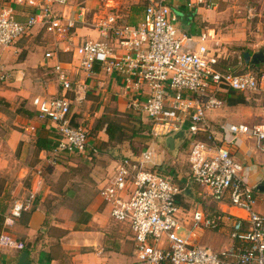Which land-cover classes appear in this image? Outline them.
<instances>
[{"label": "built area", "instance_id": "built-area-1", "mask_svg": "<svg viewBox=\"0 0 264 264\" xmlns=\"http://www.w3.org/2000/svg\"><path fill=\"white\" fill-rule=\"evenodd\" d=\"M69 0H45L38 11L24 22L18 21L9 0L0 2V47L9 48L20 38L42 27L59 36L70 32L86 16L83 5L64 15ZM206 0H187V6L206 4ZM208 4V3H207ZM174 17L164 0H147L143 18L137 26H118L112 16L98 19L93 27L98 38L75 48L79 68L87 75L99 65L106 74L123 78L128 93V109L146 116L153 136L184 131L191 138L187 163L188 181L209 192L219 208L185 209L178 197L183 189L163 176L147 149L137 160L117 162L112 181L99 190L109 216L126 222L132 234L136 261L133 264H264V200L254 196L249 169L222 147L211 131L207 114L223 105L216 94L232 89L251 94L264 93V76L253 71L233 75L216 70L217 55L207 46L208 36L198 39L179 36ZM51 53L45 58L50 59ZM62 91L70 81L61 64L56 65ZM9 78L0 57V82ZM85 92L83 85L78 92ZM147 94L141 100V94ZM39 121L47 122L58 134L43 159L55 166L67 155L97 154L88 144L87 130L71 126L70 101L66 97L34 98ZM235 143L242 136L264 154V124L231 125L227 128ZM38 175L40 171H37ZM260 207L254 211L252 206ZM25 205L15 201L4 218L5 228L22 216ZM227 229L232 245L219 253L193 246L194 233ZM24 245L7 230L0 233V250H22Z\"/></svg>", "mask_w": 264, "mask_h": 264}, {"label": "crops", "instance_id": "crops-1", "mask_svg": "<svg viewBox=\"0 0 264 264\" xmlns=\"http://www.w3.org/2000/svg\"><path fill=\"white\" fill-rule=\"evenodd\" d=\"M44 1L9 0V4H11L10 6L14 10L16 19L24 22L38 11ZM206 1L208 4L194 5L190 8L187 6V0H164V4L170 8L172 16L175 19L174 22L179 21L177 25V33L179 36L185 35L193 39H198L200 35L206 34L208 36L207 46L210 48V46L215 44L214 40L219 37V22L228 15V12H230L229 7L231 6L232 8L236 4L249 5L250 0ZM116 2L115 0H69L66 8H64V15L69 14L81 5L86 9L85 18L78 21L70 32L53 36L47 33L42 27H39L20 38L12 46L13 54H11V57L0 54L3 66L8 64V66H4V69L9 75L7 81L0 82L2 84L0 86V98L10 104L16 102L17 99L26 101L30 109L36 112L32 106V100L34 98L50 100L66 97L70 101L71 117H74L78 126L84 127L90 133L95 121L102 117L116 119L126 128H136L138 126L140 127V125L146 127L151 124L150 129L152 132V123L146 116L129 111V97L124 87V80L120 75L106 74L101 70L99 65H95L93 73L90 77H87L86 73L79 68L75 57L74 52L77 46L86 41H92L98 38L97 32L93 27L98 19L112 16L115 18L118 26L135 27L141 23L147 0H145L146 3L141 15L136 20L133 19L131 12H128L129 10H126V12L120 10ZM120 2L122 4V0ZM33 39L39 42L36 43ZM22 41L21 48H18L17 45ZM259 44L264 46L262 42H259ZM40 48H44L45 50L42 56L36 59L34 54ZM18 50L22 51V54L21 59L16 61V57L18 56L16 53ZM46 53H51L52 57L46 59ZM58 64L62 65L70 81V90L65 92L60 88L58 73L54 68ZM39 69L43 70L45 74L48 73L47 69H49V73L52 74V81L50 82L45 75L43 76ZM81 85L85 87V92L79 91L77 93V88ZM146 96L147 94L142 92L140 99L144 100ZM209 124L211 125L210 122ZM228 127H221L220 132H213L214 137L222 147L230 150L236 161L249 169L250 179L252 183H256L257 185L263 181L264 171H261L260 168L250 166L254 154L244 145L245 143L243 141H251L248 139H238L237 141L242 143L239 147H236L235 144H237V141L233 143L227 134ZM42 131L43 135H47L49 132L54 137H58V134L53 131V127L49 123L39 121L36 116L32 120H25L15 115L14 111L10 108L4 111L0 109V180L6 178L8 175L15 176L19 182L18 192H16L20 193L19 190L24 189L27 197L26 200L15 198L14 202L22 201L24 203L25 211L22 213L21 218L11 227L5 228L3 223L1 232L7 230L17 241L29 247L30 264L130 263L132 252L134 251L131 232L128 229V236L125 238L124 232L120 228H117L115 229L113 239H108L106 236L107 220L105 218L102 220L101 216L96 215L98 210L102 211L103 209V203L98 195L99 190L104 186L106 177L108 175L110 176L112 171L115 170L116 163L124 159L121 154L122 152L131 153L133 156L128 159L135 161L139 158L142 151L148 149L153 155V163L158 165L155 168L163 176L170 179L168 172L161 164L164 161L167 162V157L171 158L170 163L166 164L167 167L178 161L177 158L179 157L181 142L175 144V149L177 150L175 154L168 151L160 142H157L168 154H164V157L156 158L150 148L135 152L132 145L134 140H139L138 138L134 139L131 144L125 142L115 148L102 150L101 145L107 141L106 134L101 131H92L93 134L91 133V136L88 137V144L90 147L100 151L98 154L101 157L99 158L104 163L97 164L93 168L90 167L87 171L93 172L90 176H93L92 178L94 180L98 178V174L102 178L100 169H107L108 173L104 177L105 180H101L98 185L97 199L92 205L88 204L86 207L85 211L90 206V209L87 211L89 217L76 216L70 222H66V229L69 232L63 235L58 245H56V243L54 244V203L58 202V198L60 200L62 198H68L73 192L71 189L69 191L66 189L65 184L67 181L60 177L62 173H57L59 175L54 178L55 172L59 171V168H54L53 165L43 160L46 157V154L43 152L46 151H36L34 145L35 138ZM71 156L67 155L61 158L69 159ZM95 157L88 158L83 156L86 162L87 160L88 162L91 161ZM237 157H240L241 160ZM132 158L135 159L133 160ZM65 164L77 167V164H73V162H67ZM186 165V171H188L186 177L178 180L180 186H183L181 187L184 192L190 184L188 181L189 167L187 159ZM38 170L40 171L39 175L37 173ZM61 171L69 174L70 169L67 171V169L62 167ZM172 171L175 173L177 169L173 167ZM25 183L26 186L22 188L21 185ZM173 184L178 186L175 183ZM180 186L178 187L180 188ZM201 188L195 184H191V196L187 197L183 193L185 201L190 204L188 209H199L191 204L196 203L199 198L206 195L210 197L208 190L202 188L205 191L202 192ZM10 189L9 182L2 180L0 184V197L2 198L5 194H9ZM66 190L67 192L64 194ZM201 206L200 209H203L207 205L203 202ZM207 208H219L230 213H237L235 210H228L225 206L221 205L207 206ZM220 231L228 235L227 229ZM54 248H58L57 254L54 253ZM20 254L17 250H0V264H16Z\"/></svg>", "mask_w": 264, "mask_h": 264}, {"label": "rangeland", "instance_id": "rangeland-1", "mask_svg": "<svg viewBox=\"0 0 264 264\" xmlns=\"http://www.w3.org/2000/svg\"><path fill=\"white\" fill-rule=\"evenodd\" d=\"M115 1H117L116 5L120 7V10H123L125 12L126 10H129L128 12H131L134 20L139 18L146 3L145 0H122V4L120 2L121 0ZM119 2L120 4H118ZM229 8L228 9L230 12H228V15L222 18L219 22V37L214 40L215 44L210 46V50L212 52H215L217 56H220V61H222L223 63H227V65L229 66H233L231 69L233 72L244 73L246 71H252L248 66L244 65L241 55L243 52H249L252 54L264 49V46L259 44V42L264 43V0H250L249 5L236 4L234 7L231 8L230 6ZM178 23L179 21L173 23V26L176 30L178 29ZM23 41L17 45L18 48H21ZM12 48V46L9 48L0 47V54H5V56L11 57V54H13ZM44 50V48L38 49V51L34 54L35 58L39 59L42 56ZM16 54L18 55L16 57V61H19L21 59L20 57L22 51L18 50ZM6 65L8 66V64ZM39 70L41 71V74H43V76L45 75L46 78L49 79L50 82L52 81V74L49 73V69H47V74H45L43 70ZM229 72L232 73L231 71ZM254 73H256L260 77V75L264 74V66L260 65L259 70L254 71ZM0 86H2L1 83ZM254 97V99H250L248 101L249 103L247 106L229 108L225 106V103H223L221 108L216 109L211 113L207 114V119L211 123V131L214 133L217 131L220 132L221 127H228L231 125L242 124L251 128L253 125L256 124H264V93L256 94ZM16 101L18 102L20 100L17 99ZM13 107L14 105L10 104L9 107L2 106L0 107V109L4 111L10 108L12 109V111H14ZM148 126L149 125H147L146 129H144L143 137L138 138L139 140H134L132 148L135 150V152H140V150L142 149L150 148L156 158L162 156L164 157V154H168L163 150L164 148L161 146L163 145V140L165 136H153L151 129ZM239 138L242 140H247L242 136H240ZM190 141L191 138L188 136L187 133H185V140L184 142H181L179 157L177 158L176 156L178 161L175 162V164L173 163L172 165H169V167H167L166 164H169L171 159L167 157V162L164 161L161 164L162 167H165L166 171L168 172V177L170 178L169 180H172L178 186H180V182L178 180L181 178H185L188 172L186 171V159L189 153L188 145ZM157 142H160L161 145ZM243 142L245 143L244 145L251 150L252 154H254L250 166L260 168L261 171H264V154H261L255 150L253 142ZM236 143V147H239L242 142L237 141ZM99 157L101 156L98 154L91 161L88 162L87 160L86 162V159L83 158L82 155H72L71 157H69V159H62V157L56 161L55 166L57 167L54 166V168H59V171L55 172L54 178L59 175L57 173H62L60 174V177L66 179L67 181L65 184L66 189H71L73 193L68 198H62L61 200L58 198V202L54 203V244L56 243V245H58L59 240L62 238V236L69 232V230L66 229V222H70L71 219L76 216L89 217L87 211L88 209H90V206L87 208V211H85L86 207L88 206V204L92 205L97 199L98 185L101 180H105L104 177H106L108 173L107 169H100L102 178L98 174V178L94 180L92 178L93 176H90V174L93 172L87 171L90 167L93 168L97 164L100 165L104 163ZM237 158L241 160L240 157ZM36 162H38V160H36ZM67 162H73V164H77V167H74L73 165L68 166L67 164H65ZM62 167L67 169V171L70 169L69 174L67 172H62ZM173 167L177 169L175 173H173L172 171ZM114 175L115 170L112 171L110 176L108 175V177H106L107 179L103 185H106L108 181H112ZM2 180L9 182V186L11 188L9 194H5L9 196L8 202H11L12 204L16 197L22 198V200H26L27 197L24 189H20V193H17L19 182L15 176L8 175L4 179L2 178L0 180V184ZM21 186L22 188L25 187L26 183L22 184ZM203 189L201 191L205 192L203 191ZM254 196L256 198H262L264 200L263 194L255 192ZM203 202L207 206L217 205L216 202H214L207 195L199 198L196 203H192L191 205L196 206V208L200 209V207H202L201 204ZM207 206L204 207L207 208ZM263 206L264 202L262 204V207ZM102 207V211L98 210L96 215L101 216L102 220H104L103 218L107 220L106 236L108 237V239H113L115 229L117 228H120L124 232L126 238L128 236L129 229L127 223L115 222L109 216V207L105 204H102ZM252 208L254 211H257L260 207L258 206V204H254ZM193 238V246L210 249L212 252L215 253H219L222 250H226L232 245V241L230 240L229 236L222 231L211 232L207 230H199L197 233H194ZM54 253H58V248H54ZM135 261V252L133 251L131 262L128 264H133Z\"/></svg>", "mask_w": 264, "mask_h": 264}, {"label": "trees", "instance_id": "trees-1", "mask_svg": "<svg viewBox=\"0 0 264 264\" xmlns=\"http://www.w3.org/2000/svg\"><path fill=\"white\" fill-rule=\"evenodd\" d=\"M217 57L218 59H217V64L215 65V68L219 72L230 73L229 71H231L232 73L230 74H233V75L243 74V72H233L231 70L233 66H229L227 65V63H223L222 61H220V56H217ZM255 95L256 94L239 92V91H235L232 89H227L225 91L218 92L216 94V96L225 103V106L229 108L247 106L249 103L248 101L250 99H254ZM12 105H14L13 109H14L15 115L20 116L24 118L25 120H32L36 116V112L33 109H30V107H28L26 101H22V100L18 102L16 101L12 103ZM2 106L9 107L10 103L4 101L3 99H0V107ZM71 126L78 127V123L76 122L74 117H71ZM148 127L151 128V124ZM144 129H146V127L141 126V125L138 128H134V127L126 128L116 119H109L107 117H102L95 121L92 131L93 132L101 131L106 134L107 141L101 145V149L108 150V149L115 148L118 145H122L125 142H128L129 144H131L134 139L143 137ZM87 133H88L87 134L88 137H90L91 133L88 130H87ZM55 139L56 137H54V135L49 132L47 133V135H43V131L42 133L41 132L38 133L36 135L35 143H34L36 151L40 152V151L51 150L54 146ZM99 152L100 151L97 150V154ZM97 154H90L87 157L88 158L95 157L97 156ZM181 186L180 188L183 189L182 188L183 186L182 187ZM67 190L69 191V188ZM67 190L64 192V194L67 192ZM8 199H9L8 195H5L2 198L0 197V233H1L4 218L7 215V211L9 207H11L12 204L14 203L13 201L11 204V202H8ZM178 200L180 201L179 204L181 207L185 209H188L190 207V204L185 201L183 194H181L178 197ZM24 251H27V252L29 251V247L27 245H24L23 249L20 250L19 253H22Z\"/></svg>", "mask_w": 264, "mask_h": 264}, {"label": "water", "instance_id": "water-1", "mask_svg": "<svg viewBox=\"0 0 264 264\" xmlns=\"http://www.w3.org/2000/svg\"><path fill=\"white\" fill-rule=\"evenodd\" d=\"M242 57H243L244 65L248 66L252 71H258L260 65L264 66V49L253 54L249 52H243ZM184 140H185V132L180 131L166 137L163 140V145L168 149V151L175 154L177 153V150L175 149V144L177 143L179 144ZM121 154L124 158H130L133 156L131 153L122 152ZM132 159L134 160L135 158ZM255 191L259 194L264 195V179L262 182L256 185ZM184 193L187 197L191 196V183L189 184L188 188L185 190ZM16 264H30L29 253L27 251L22 252L18 257Z\"/></svg>", "mask_w": 264, "mask_h": 264}]
</instances>
